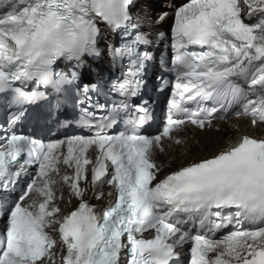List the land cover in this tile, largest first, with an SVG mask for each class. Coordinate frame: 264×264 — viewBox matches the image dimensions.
Returning a JSON list of instances; mask_svg holds the SVG:
<instances>
[{
  "label": "snow or ice",
  "instance_id": "1",
  "mask_svg": "<svg viewBox=\"0 0 264 264\" xmlns=\"http://www.w3.org/2000/svg\"><path fill=\"white\" fill-rule=\"evenodd\" d=\"M165 25L157 125L142 97ZM0 115V264H264V134L235 123L157 159L222 122L264 128V0H0Z\"/></svg>",
  "mask_w": 264,
  "mask_h": 264
},
{
  "label": "bare ground",
  "instance_id": "2",
  "mask_svg": "<svg viewBox=\"0 0 264 264\" xmlns=\"http://www.w3.org/2000/svg\"><path fill=\"white\" fill-rule=\"evenodd\" d=\"M143 1L144 0H141V7H143V10L146 12L149 2L146 4V7H144ZM150 1H151L150 4L151 10L155 14H158L161 10L171 12L170 11L171 4L168 0H150ZM174 1L180 2L184 0H174ZM235 123H239V127L242 131H247L257 135L264 134V128L253 129L249 127L248 124H241L240 122L237 121L226 125L222 124L221 130L219 132L213 131L211 133H205V134L196 133L195 137H193L192 133H189L188 151L185 153V157H177L175 161H172L167 157H163V159L171 167H176L178 166L180 161L186 157L205 155L208 152L214 150L216 146L222 144L227 139L234 137L236 135L235 131L231 127V125ZM197 141H199V143H197ZM173 155H176V153L173 152Z\"/></svg>",
  "mask_w": 264,
  "mask_h": 264
},
{
  "label": "rangeland",
  "instance_id": "3",
  "mask_svg": "<svg viewBox=\"0 0 264 264\" xmlns=\"http://www.w3.org/2000/svg\"><path fill=\"white\" fill-rule=\"evenodd\" d=\"M145 1V5H144V7H146V4L148 3V8H147V10H146V12L147 13H150V14H152V15H155V13L154 12H152V10H151V6H150V4H151V1L150 0H144ZM169 2H171V0H168Z\"/></svg>",
  "mask_w": 264,
  "mask_h": 264
},
{
  "label": "trees",
  "instance_id": "4",
  "mask_svg": "<svg viewBox=\"0 0 264 264\" xmlns=\"http://www.w3.org/2000/svg\"><path fill=\"white\" fill-rule=\"evenodd\" d=\"M145 5V1H143V6ZM143 8V7H142Z\"/></svg>",
  "mask_w": 264,
  "mask_h": 264
}]
</instances>
